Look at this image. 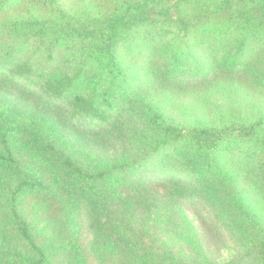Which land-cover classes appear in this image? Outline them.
Here are the masks:
<instances>
[{
	"label": "trees",
	"instance_id": "obj_1",
	"mask_svg": "<svg viewBox=\"0 0 264 264\" xmlns=\"http://www.w3.org/2000/svg\"><path fill=\"white\" fill-rule=\"evenodd\" d=\"M80 1L81 10L64 0H0V36L11 52L38 41L47 56L60 54L66 71L49 75L29 60L22 68L109 123V137L122 146L97 155L53 118L0 99V264H86L82 210L102 261L215 264L177 195L210 205L246 264H264V113L178 119L135 94L142 77L121 58L124 47L154 54L160 76L147 73L162 88L227 75L244 77L252 94L264 91V0ZM152 159L181 168L192 183L164 202L146 193L143 180L126 182L122 170ZM120 185H131L130 193Z\"/></svg>",
	"mask_w": 264,
	"mask_h": 264
},
{
	"label": "rangeland",
	"instance_id": "obj_2",
	"mask_svg": "<svg viewBox=\"0 0 264 264\" xmlns=\"http://www.w3.org/2000/svg\"><path fill=\"white\" fill-rule=\"evenodd\" d=\"M64 2L71 4L77 10L82 9L80 0H64ZM92 3L95 4V1L93 0ZM23 7L24 4L18 11L21 15H26L22 11ZM8 44L7 38L0 36V73L3 76L0 80V99L9 101L19 108L36 110L53 118L71 141L78 145L85 144L97 155L111 156L120 151L122 143L118 145V142L112 141L108 134L114 127L89 113L79 111L71 104L68 95L48 92L42 87V81L36 75L27 73L26 68H22L23 61L29 60L35 65L37 71L46 72L49 75H54L63 69L66 71L67 66L60 54L55 52L47 56L45 44L38 41L31 42L27 50L15 52H11L12 47ZM150 57L153 59L150 60ZM155 57L154 54L145 57L140 49L134 46L124 47L121 54L127 69L142 77V80H138L134 85L135 94L145 96L155 104L158 103L166 113L184 120L191 118L210 120L216 115L231 118L235 114L264 113V91L256 89L259 91L252 94L254 87L249 86L244 77L211 75L195 80L193 77H188V83L162 88L159 84H155L147 73L151 69L155 73L158 72L160 76L161 67L158 70L153 69L156 68ZM125 138L127 139V136ZM168 165V162L161 163L157 159H152V162L148 164L138 165L131 173L124 169L121 174L126 175V182L139 181L136 178L143 180L146 193L150 197H159L166 202L175 189L184 184H191L193 181L191 176L181 168H170ZM131 185H120L119 192L127 195L132 189ZM136 188L142 190L143 186L137 185ZM29 199L27 203L30 210L35 203L33 198ZM175 200L195 228L205 253L211 261L215 264L238 262L246 264L248 256L217 219L210 205L198 197L188 195H177ZM80 225L79 243L86 264H113L109 260L102 261V258L97 256L95 251L93 252L92 233L84 210L80 213ZM108 233L115 236L112 229L108 230Z\"/></svg>",
	"mask_w": 264,
	"mask_h": 264
}]
</instances>
